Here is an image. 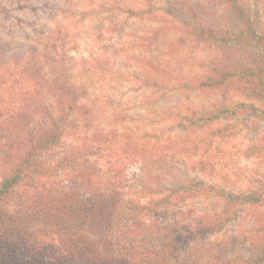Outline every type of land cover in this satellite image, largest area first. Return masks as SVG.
Here are the masks:
<instances>
[{
	"label": "rangeland",
	"instance_id": "374dc122",
	"mask_svg": "<svg viewBox=\"0 0 264 264\" xmlns=\"http://www.w3.org/2000/svg\"><path fill=\"white\" fill-rule=\"evenodd\" d=\"M235 1L245 20L228 0H0V175L17 143V112L51 106L57 113L59 93L71 90L76 106L65 137L43 160L53 165L86 142L93 149L76 169L110 193L106 184L118 183L124 205L165 199L159 206L168 220L159 216L158 224L168 228L221 214L231 200L236 215L223 230L194 242L174 264H192L197 251L210 264L218 250L220 264H242L256 211L264 216V206L237 200L264 191V95L241 90L245 67L264 73V0ZM210 68L236 74L229 88L197 90ZM201 109L217 120L195 122L191 112ZM161 154L168 163L157 160ZM64 178L51 177L50 191ZM24 194L29 182L17 192ZM8 253L0 249L2 264H10ZM19 254L17 263L29 264V252Z\"/></svg>",
	"mask_w": 264,
	"mask_h": 264
},
{
	"label": "trees",
	"instance_id": "16d2710c",
	"mask_svg": "<svg viewBox=\"0 0 264 264\" xmlns=\"http://www.w3.org/2000/svg\"><path fill=\"white\" fill-rule=\"evenodd\" d=\"M228 2L245 20L243 10L237 2ZM238 67L239 65L236 71ZM209 72V76L198 83L197 90L202 93L229 88L231 78L236 75L216 68H210ZM167 75L170 73L160 71V76ZM241 75V90L264 95V73L245 67ZM38 80L36 78L35 83L39 84ZM36 88L39 90L40 86ZM67 92L62 91L58 95L57 113L51 106H43L33 113L20 111L14 116L15 121L17 120L13 122L18 132L17 143L11 145L6 152V158L2 161L5 168L0 175V249L9 252L5 258L9 259L10 264H18L19 252L25 251L29 252V264H174V260L185 253L194 242L204 241L220 233L236 215V203H231L230 200V205L226 206L224 212L214 217L197 215L192 218L193 224L180 228L178 221L172 228H168L167 222L160 226L159 216L165 221L168 220L166 208L162 211L159 206L165 205V199L145 206L138 203L124 205V196L119 192L118 183L114 181L106 184L108 188L114 189L110 193L105 185L100 186L91 178V174H86L87 170L76 169L75 162L84 160L79 156H84L93 149L86 142L80 145V150L72 151L53 165L43 160L46 153L62 143L66 134V120L76 106L73 93L71 90L70 93ZM41 99L42 96L37 94L36 101ZM202 110H192L195 122L217 120L215 115L211 116L207 112L203 114L205 110ZM252 111L256 114L260 112L256 109ZM39 116L42 118L41 122L35 123V117ZM187 120L191 121L192 118ZM221 132L219 130L217 134ZM215 134L213 131L210 137ZM127 140L131 143L132 137ZM147 144L144 142L142 145L143 158L148 153ZM0 145H5L1 137ZM157 160L161 164L168 163L167 157L162 154ZM199 164V170L204 172L206 162ZM83 167L86 169L87 166ZM62 173L65 185L62 183L58 190L50 191L48 180ZM152 180L154 179L151 178L150 181ZM28 182L29 194L18 197L17 192ZM151 191L150 187L145 186L140 193L147 196ZM237 200L246 206H253L254 209L260 208L264 206V191H253ZM189 212L193 213L190 210ZM255 214L253 233L245 239L250 257L244 259L242 264L264 263V216L257 211ZM197 253L198 251L190 255L194 258L192 264H207L204 253ZM216 256L221 259L223 254L219 250L210 254L207 257L208 263L220 264ZM1 259L0 257V261Z\"/></svg>",
	"mask_w": 264,
	"mask_h": 264
}]
</instances>
